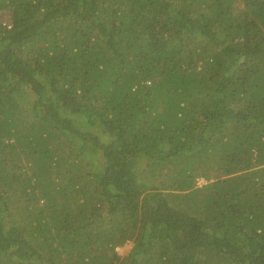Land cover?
Wrapping results in <instances>:
<instances>
[{
  "label": "trees",
  "instance_id": "obj_1",
  "mask_svg": "<svg viewBox=\"0 0 264 264\" xmlns=\"http://www.w3.org/2000/svg\"><path fill=\"white\" fill-rule=\"evenodd\" d=\"M0 14V264H264V0Z\"/></svg>",
  "mask_w": 264,
  "mask_h": 264
},
{
  "label": "rangeland",
  "instance_id": "obj_2",
  "mask_svg": "<svg viewBox=\"0 0 264 264\" xmlns=\"http://www.w3.org/2000/svg\"><path fill=\"white\" fill-rule=\"evenodd\" d=\"M0 22L3 24L9 23V21L2 14H0ZM150 183H151V180H150ZM206 183L207 182L205 180L200 179L198 181V186L201 187V186L205 185ZM131 248H132V243H125L122 246L116 247L115 250L118 253V255H120L123 258L128 254V252L131 250Z\"/></svg>",
  "mask_w": 264,
  "mask_h": 264
},
{
  "label": "clouds",
  "instance_id": "obj_3",
  "mask_svg": "<svg viewBox=\"0 0 264 264\" xmlns=\"http://www.w3.org/2000/svg\"><path fill=\"white\" fill-rule=\"evenodd\" d=\"M199 181V180H198ZM198 183V182H197Z\"/></svg>",
  "mask_w": 264,
  "mask_h": 264
}]
</instances>
